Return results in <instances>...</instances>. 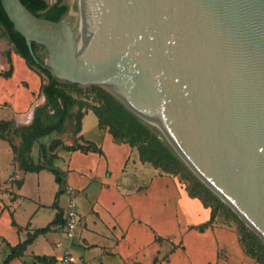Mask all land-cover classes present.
<instances>
[{
	"label": "water",
	"instance_id": "water-1",
	"mask_svg": "<svg viewBox=\"0 0 264 264\" xmlns=\"http://www.w3.org/2000/svg\"><path fill=\"white\" fill-rule=\"evenodd\" d=\"M1 2L53 77L114 93L264 241V0H76L73 28Z\"/></svg>",
	"mask_w": 264,
	"mask_h": 264
},
{
	"label": "crops",
	"instance_id": "crops-1",
	"mask_svg": "<svg viewBox=\"0 0 264 264\" xmlns=\"http://www.w3.org/2000/svg\"><path fill=\"white\" fill-rule=\"evenodd\" d=\"M42 83L0 26V121L10 122L0 131V264L11 247L55 218L50 229L36 234L7 264H261L242 249L236 230L212 224L211 210L200 198L143 161L136 147L115 138L97 116L86 129L89 112L84 113L78 129L77 103L61 130L36 141L31 150L36 163L51 156L61 182L48 167L21 168L13 149L22 143L17 127L31 121L34 103L45 102ZM48 109L53 115L54 109ZM78 136L93 141L101 152L66 149ZM56 138L60 144L49 150ZM66 185L75 189L81 217L72 238L64 232ZM157 236L169 239L173 248L155 262L163 249ZM37 256L51 260L40 262Z\"/></svg>",
	"mask_w": 264,
	"mask_h": 264
},
{
	"label": "trees",
	"instance_id": "trees-1",
	"mask_svg": "<svg viewBox=\"0 0 264 264\" xmlns=\"http://www.w3.org/2000/svg\"><path fill=\"white\" fill-rule=\"evenodd\" d=\"M33 13L39 16H44L49 19L58 20L62 18L67 11L68 6L61 0H56L53 3H48L47 0H21ZM0 26L7 34L8 38L14 45L15 51L25 58L28 65L38 73L44 74L46 79L42 76L41 91L45 95V102L37 105L33 110L32 119L28 124L17 127L20 132L22 143L19 147L13 145L16 152V159L19 165L26 171H37L41 168H50L56 179L61 182L62 177L60 170L52 164L51 156L46 158L43 162H34L31 150L36 141L50 135L53 132L61 130V123L63 119L68 116V111L75 103L79 105V110L76 114L77 127H80V118L85 111L84 99H78L68 89L67 85L61 84L55 79L50 71L43 65L45 60L38 53V43L32 41L31 48L35 55H33L29 48L25 37L14 29L13 23L8 17L2 2L0 0ZM39 61H37V59ZM78 93H82V88L76 84L68 85ZM99 96V103L92 105L93 112L98 117V124L106 126L108 131L121 141H124L131 146L138 149L140 158L143 161L150 162L156 168L162 171L174 174H184L186 179H190L191 186H186L190 196L200 198L202 203L211 210L210 222H212L217 212L223 213L224 217L232 220L238 225L239 242L246 253L254 257L258 262L264 264V245L253 231L248 229L239 216L209 188L198 177H196L185 162L179 157L173 147L166 141H163L154 131L152 126L148 124L143 118L129 109L118 97L111 94L104 87L96 85L93 87ZM48 106L54 109L53 115L49 114ZM56 117L57 119H54ZM9 121H0V131H4L9 125ZM0 134H4L1 133ZM60 144L59 139H53L49 150ZM66 149H81L84 151L93 150L101 152L93 141L86 140L82 136H78L75 143L70 146H65ZM44 154L45 146L43 147ZM160 170V171H161ZM57 218L48 223L44 227L35 229L22 242L11 247L10 253L5 258L3 264H7L10 259L21 255L26 246L32 241L34 236L38 233L45 232L50 229L51 224L56 223ZM200 229L204 225L199 226ZM157 240H163L162 237L157 236ZM36 259L40 262L50 261L46 256H37ZM158 258L155 259V262Z\"/></svg>",
	"mask_w": 264,
	"mask_h": 264
},
{
	"label": "rangeland",
	"instance_id": "rangeland-1",
	"mask_svg": "<svg viewBox=\"0 0 264 264\" xmlns=\"http://www.w3.org/2000/svg\"><path fill=\"white\" fill-rule=\"evenodd\" d=\"M48 3H53L55 2L56 0H47ZM62 2L66 3L67 6H68V9L67 11L63 14L62 16V19L64 21H66L68 24H70L73 28L74 24H75V19H76V0H61ZM38 53L40 55H42V57L44 58V60H47L49 59V50L48 48L44 45V44H41V43H38ZM41 76L46 79V76L44 74H41ZM55 79H57L61 84L63 85H67V89L76 97H78V99H84L83 101H85V111L84 113L86 112H89L88 116L86 117V123H85V126H86V129L91 127L92 125H94L96 123V120H97V117H96V114L93 112V109H92V105L94 104H98L99 103V96L97 95L96 93V90L93 87L96 86L97 84H89V85H80L79 83L77 82H72V81H69V80H65V79H60L59 77L57 76H54ZM71 84H76L78 85L79 87H81L83 90H82V93H78L76 92L74 89H70L68 87V85H71ZM100 86V85H99ZM105 89V88H104ZM107 90V89H106ZM109 91V90H108ZM111 94H113L114 96H116L114 93H112L111 91H109ZM117 97V96H116ZM77 106H79L77 104ZM83 113V115H84ZM82 115V116H83ZM81 116V117H82ZM27 124V123H26ZM105 128H107L106 126H103ZM154 129V128H153ZM154 131L158 134V136L163 140V141H167L166 137L163 136L161 133H159L157 130L154 129ZM118 139V138H117ZM119 140V139H118ZM169 143V142H168ZM135 147V146H133ZM159 169V168H157ZM161 170V169H159ZM161 172H165V171H162ZM193 172V171H192ZM165 173H168V172H165ZM169 175H171L172 177H174V179H177V181L179 182V184L181 186H191L192 182L190 179H186L185 175L184 174H174V173H168ZM193 174L197 177V175L193 172ZM218 196V195H217ZM221 200V199H220ZM222 201V200H221ZM224 202V201H223ZM225 203V202H224ZM227 206H229L227 203H225ZM230 207V206H229ZM231 208V207H230ZM240 218V217H239ZM241 219V218H240ZM242 220V219H241ZM243 221V220H242ZM244 222V221H243ZM212 224H215V225H218V226H222V227H227V228H232L234 230H236L237 232V235H238V239H239V234H238V225L237 223L233 222L232 220H229L227 218L224 217L223 213H220V212H217L215 217L213 218L212 220ZM244 224L246 225V227H248V229H250L251 231H253L245 222ZM254 232V231H253ZM256 233V232H254ZM256 235L258 236V238L260 239V241L263 243L264 245V241L262 240V238L256 233ZM160 243L162 244V251L160 252L159 256H158V260H161V259H164V258H167L170 251L172 250L173 246H172V243L169 239L165 238L163 240L160 241ZM243 249V248H242ZM244 250V249H243Z\"/></svg>",
	"mask_w": 264,
	"mask_h": 264
},
{
	"label": "built area",
	"instance_id": "built-area-1",
	"mask_svg": "<svg viewBox=\"0 0 264 264\" xmlns=\"http://www.w3.org/2000/svg\"><path fill=\"white\" fill-rule=\"evenodd\" d=\"M39 104V102L34 103L33 109ZM64 190L68 194V202L64 213V232L67 237L72 238L81 223V217L74 198L75 189L70 185H66ZM65 260H70V258L66 257Z\"/></svg>",
	"mask_w": 264,
	"mask_h": 264
}]
</instances>
